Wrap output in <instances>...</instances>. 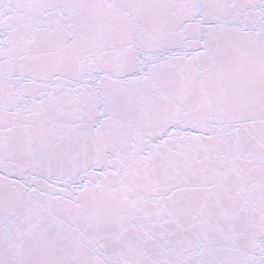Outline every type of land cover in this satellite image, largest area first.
Returning a JSON list of instances; mask_svg holds the SVG:
<instances>
[{
    "label": "snow or ice",
    "instance_id": "snow-or-ice-1",
    "mask_svg": "<svg viewBox=\"0 0 264 264\" xmlns=\"http://www.w3.org/2000/svg\"><path fill=\"white\" fill-rule=\"evenodd\" d=\"M0 264H264V0H0Z\"/></svg>",
    "mask_w": 264,
    "mask_h": 264
}]
</instances>
